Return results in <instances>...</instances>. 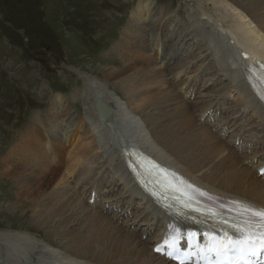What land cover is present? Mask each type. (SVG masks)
I'll return each mask as SVG.
<instances>
[{"label": "rangeland", "instance_id": "1", "mask_svg": "<svg viewBox=\"0 0 264 264\" xmlns=\"http://www.w3.org/2000/svg\"><path fill=\"white\" fill-rule=\"evenodd\" d=\"M139 4L150 5L151 14L139 12ZM194 7L195 0H0V229L30 231L43 241L51 239L59 251L67 253H76L81 239L88 234H91L90 241L107 244H125L120 240L127 233L145 241L155 236L154 232L146 234L142 215L134 221L140 213L141 198L130 195L128 190L137 192L136 189H127L124 180L119 181L107 169L100 170L101 157L98 160L96 152L83 162L85 166L91 160L95 161L91 164L96 163L90 170L89 180L71 182L83 202L73 199L76 195H68V202H73L75 210L66 207L63 213L54 216L61 201L53 195L55 182L43 174H65L67 156L72 149L69 140L64 144V137L55 147L54 142L42 146L43 130L50 117L63 116L69 108L83 114L87 101L73 96V100H65L61 110L50 111V107L54 106L51 103L56 93L67 97L77 91L84 96L89 80L96 79L105 85L99 89H104L110 98L116 93L130 104L144 103L139 109L131 106L149 129L155 126L177 139L178 148L167 154L181 165L193 160L200 163L202 170L215 173L220 171L224 155L228 154L230 161L253 168L252 164L261 155L243 159L236 150L251 152L257 146L262 148V144L255 141L254 146L245 144L243 130L236 139L234 130L220 135L216 125L220 120H228V116L245 122L250 118L246 115L252 116L254 107L246 101L234 79L216 64L206 39L191 35V26V29L182 26L181 19L189 11L194 12ZM141 20L142 27L136 26ZM151 23L156 27H148ZM137 33L142 35L138 48L135 47ZM105 72L112 73L105 75ZM188 73L195 88L193 94L182 98L177 95L175 85ZM156 77L171 85L170 95L157 94L159 86L152 81ZM187 87L182 86L181 94ZM204 92L217 95L216 108L183 127L182 119L194 111L190 101H200V94ZM156 97H159L157 107L151 105ZM149 111L151 114L145 115ZM37 112L42 114L39 121L43 125L33 120ZM157 113H162L165 120L158 121ZM252 128L251 122L245 124L246 131ZM82 132L89 135L85 141L93 144L95 131L87 126ZM203 132L212 138L205 139ZM186 143L189 147L182 150L181 146ZM157 145L162 147L160 141ZM50 162L53 168L48 167ZM79 177L77 173L75 178ZM93 192L96 198L89 205L88 197ZM22 199H28L34 210L52 216V222L47 227L36 228L34 221L23 216L28 206L19 212L14 210ZM94 209L101 212L91 211ZM127 210L131 213L129 217L123 215ZM102 216L108 222H103ZM114 217L122 221V224L115 222L117 228L111 225ZM161 218L165 219L166 228V218ZM149 245L145 242L126 248L131 257L142 246L150 250ZM151 252L155 254L152 249ZM30 254L35 255L36 251ZM150 264L163 263L156 258Z\"/></svg>", "mask_w": 264, "mask_h": 264}, {"label": "bare ground", "instance_id": "2", "mask_svg": "<svg viewBox=\"0 0 264 264\" xmlns=\"http://www.w3.org/2000/svg\"><path fill=\"white\" fill-rule=\"evenodd\" d=\"M138 8L139 12L145 13V15L146 11L148 15L151 14L150 5L148 4H139ZM156 10L157 8L154 9V11ZM193 10L194 12L189 11L187 15H184V19H181L183 21L182 26L187 29L192 28L196 32L193 33L192 31L191 35H200L206 39L207 48L213 54V58H216V64L223 68L228 76L234 79L235 84L240 87L241 93L245 96L246 101L254 107L252 116L246 115L250 118L245 122L241 120L236 121L231 119L233 117L229 116L226 117L228 120H220L217 123L218 125H216L219 127L218 132L220 135H223L234 130L236 139L240 137L239 133L243 130V133L246 134L244 138L245 144L254 146L255 143L254 145L252 143L254 138L258 139L262 146H264V109L262 103L250 92V88H247L244 71L246 59L242 54L245 51L252 60L264 62V0H234V3L229 0H195ZM132 14H135V11ZM130 20L133 21L134 18L131 16ZM129 26L135 25L131 24ZM136 26L142 27V20ZM148 27L154 28L156 24L151 23ZM126 30L124 27L123 31ZM135 36L138 38L135 47L138 48L142 42V35L137 33ZM111 73L105 72V75ZM114 74V76H120V73ZM188 74L190 76H186L175 85L177 95L182 98L193 94V89L195 88L191 80L192 75L190 73ZM152 81L157 82L159 86L157 91L159 96H168L172 93V87L165 79L156 77ZM88 84L89 86L84 89L86 91L84 96L77 91L67 97L61 93L54 94L52 100L54 106L50 107V111L54 109L56 111L61 110L65 106V100L71 101L73 100L71 96H73L76 99L87 101L88 106L84 109L83 114L79 110L76 113L69 108L63 116L57 117L54 115V118L50 117L48 124L45 125L43 130L42 146L45 143L52 145L54 142L55 147L59 139L62 140L64 137V144H68L69 140L72 149V153L67 156L68 169L65 171V174H43L51 182H55L53 195L54 198L59 199L58 202L61 201L59 206L55 208L56 213L54 216L63 213L66 207H70L71 211L75 210L73 208V202H68V195H76L77 199H73L83 202L73 186L71 187V182L79 183L82 180H89L92 176L90 170L94 168V164L96 163L91 164L95 162L91 160L85 166L83 162L90 160L91 154L96 152L99 153V155L96 154L97 159L99 160L98 156L101 157L99 162L100 170L104 169L105 171L107 169L119 181L124 180L127 189H136L137 192L128 190L130 195L141 198L140 213L134 217V221L142 215V219L146 223V234L154 232L155 236L145 241L143 238L136 240L133 234L127 233L126 238L120 240L125 242V244L121 242L118 244L114 242L107 244V242L99 243L98 241H90L91 234H88L87 237L81 239L79 248L75 250L77 251L76 253H67L59 251L51 239H48V241L44 239V242L39 237L32 235L30 231L23 232L22 230H18V228H9V230L0 229V264L6 262L10 264H22L24 261L29 263L35 262L37 264H133L134 262L150 264L156 258L159 259V263L170 264L167 258L151 252V249L153 251V246L158 236L164 233L165 219L161 218V216L165 215L159 209L155 208L141 189L137 188L135 181L125 169L122 163V146L125 147V150H129L131 146H135L152 154L158 160L181 170L201 185L205 191L227 193L234 198H242L251 203L264 206V181L257 174L259 165L264 163V148L259 149L256 147L251 152H246L245 149L244 153L236 150L243 159L261 155L260 159L252 164L253 168L251 166L243 167L238 161H230L231 157L228 154L224 155L220 171L215 173L202 170L200 163L193 160H188L186 162L187 165H181L175 158L167 154V151H176L178 148L177 139L172 135L166 134L163 130L155 128V126H151L149 129L147 122H144L143 118L135 113L133 106L139 109L144 103H131L133 105L131 106L130 103L123 100L116 93L110 98L105 94L104 89H99L105 85H102L96 79L89 80ZM183 85H188V87L181 94ZM99 98L112 109V115L107 120L100 119L101 110L98 109L96 104ZM199 98H201L200 101H193L195 99L190 101L194 105V111L193 114L185 115L184 119H182L183 127H188L192 124L195 117L202 118L216 108L218 98L214 92L201 93ZM158 99L159 97H156L151 105L155 107L159 106L157 105ZM236 110L237 107L235 108ZM150 114V111L145 113V115ZM157 115L159 116L158 121L165 120L162 113H157ZM39 117L41 118L42 114L37 112L33 116V120L40 122ZM249 122H251L253 128L250 131H246L245 124ZM40 123L42 125L44 124L43 122ZM87 126L90 128V131H95L93 144L85 141L89 135H84L82 131ZM201 134L204 135L205 139L212 138V135L205 134L204 132ZM157 141L161 142L162 147H158ZM188 144L186 143L184 146H181V149H187L189 147ZM63 149L66 151L65 148ZM48 167L53 168L54 166L50 162ZM77 173L80 175L79 178H75ZM95 198V194H90L88 200ZM88 203L89 205L91 204L89 201ZM107 204L104 205L106 206ZM131 205L132 208H135L133 203ZM26 206L28 208L23 216L27 217L25 219L28 221H34L36 228L47 227L49 222H52V216L38 212L32 206H29L28 199H22L16 204L14 210L19 212ZM85 206L89 207L88 205ZM91 211L95 213L101 212L97 209ZM130 214L127 210L123 215L129 217ZM35 217L37 221L34 220ZM102 219L103 222H108L107 217L102 216ZM116 221L118 224H122V221H119L116 217L111 219V225L117 228L118 224H115ZM167 221L166 219V225ZM48 230L53 232L51 229ZM110 238L112 240L116 239L114 236H110ZM145 242L150 244V250L142 246L138 248V252L133 253L131 257L129 256L130 253L126 246L138 247ZM33 250L36 251L35 255L30 254V251ZM146 256L148 257L147 259L144 258Z\"/></svg>", "mask_w": 264, "mask_h": 264}, {"label": "snow or ice", "instance_id": "3", "mask_svg": "<svg viewBox=\"0 0 264 264\" xmlns=\"http://www.w3.org/2000/svg\"><path fill=\"white\" fill-rule=\"evenodd\" d=\"M247 64L245 76L255 89L257 84L264 85V63L257 61L253 66L251 57L244 54ZM264 99V92L261 93ZM156 169L164 175V182L169 190H174L180 195L178 202L185 208L197 201L198 195H204L203 191L190 182L178 176L177 173L156 164ZM264 172V169L261 170ZM182 182V183H181ZM191 189V191H189ZM230 215H226L223 209L218 211L209 208L206 213L214 223L210 231L204 233H188L193 238L202 235L201 242L196 239L195 244L189 243L188 260L178 261V264H190L195 259V264H264V208L248 201L232 200ZM185 234L181 233V238ZM166 254L177 258L185 254V249L178 247L176 240H165ZM157 251H161L158 247Z\"/></svg>", "mask_w": 264, "mask_h": 264}, {"label": "water", "instance_id": "4", "mask_svg": "<svg viewBox=\"0 0 264 264\" xmlns=\"http://www.w3.org/2000/svg\"><path fill=\"white\" fill-rule=\"evenodd\" d=\"M96 103L98 109L101 110L100 119L107 120L109 116L112 115V109L101 98H99ZM22 264H37V263L35 262L29 263L24 261Z\"/></svg>", "mask_w": 264, "mask_h": 264}]
</instances>
